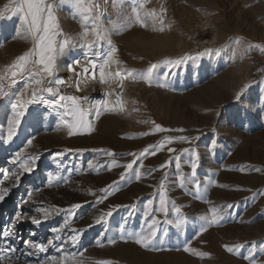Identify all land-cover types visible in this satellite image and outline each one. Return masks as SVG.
Returning <instances> with one entry per match:
<instances>
[{"label":"rangeland","instance_id":"rangeland-1","mask_svg":"<svg viewBox=\"0 0 264 264\" xmlns=\"http://www.w3.org/2000/svg\"><path fill=\"white\" fill-rule=\"evenodd\" d=\"M8 3L0 0V9ZM119 3L101 0L105 27L111 26L110 18L122 21L114 7ZM162 7L166 9L163 31L158 30V15L155 31L149 20L147 27L134 24L111 33L118 49L116 58L122 62L119 66L137 73L153 64L157 68L151 85L142 79H127L124 111L97 103L95 115L87 117L90 130L69 136L63 119L70 118L53 108L48 113L47 107L40 114L36 107L41 103H35L26 106L15 136L5 142L13 115L11 104L27 76L17 78L8 88L10 95L0 96V188L10 189L0 202V249L8 242L18 249L5 264H49L51 256L64 255L74 257L68 264L101 260L112 264H250L244 257L253 253L256 264H264V51L255 47L264 46V0H148L145 4L158 14ZM123 9L130 12L128 3ZM56 14L63 33L73 38L71 45L103 63L107 43L91 51L81 47V22L73 18L71 6L59 7ZM205 22L214 25L212 41L197 32V26ZM20 33L19 15L8 13L0 18V73L33 47L31 38ZM185 56L193 59L179 65L166 63ZM116 67L113 63L107 71L114 72ZM31 91L23 99H30ZM157 124L170 131H155ZM181 136L189 139H173L155 155L150 149L139 157L165 137ZM22 149L25 156H38L37 167L13 187V173L18 169L11 160ZM193 154L198 157L199 195L192 183L184 187L179 183L181 173L191 179ZM134 159L133 171L120 180ZM113 161L118 166H112ZM135 171H140V180L135 179ZM49 173L61 179L49 185ZM161 181L167 188L168 214L154 213L160 221L157 237L145 248L135 243L134 234L148 227L151 218L144 215L148 201H153V209L159 207ZM109 185L113 187L101 202L105 195L101 190ZM29 192L33 193L31 200ZM77 203L82 207L72 211L69 226L53 233V228L63 227L68 209ZM229 204L233 207L228 208ZM52 206L59 210H53L40 225L31 223L34 217L42 219L37 208ZM213 208L224 217L218 224L201 219L210 218ZM108 211L112 215L96 223ZM177 219H183L179 227ZM201 227L207 230L201 232ZM73 229L80 233L75 244L70 241ZM25 241L43 244L48 250L28 256ZM224 245L240 247L229 253ZM185 247L192 251L185 252Z\"/></svg>","mask_w":264,"mask_h":264},{"label":"snow or ice","instance_id":"snow-or-ice-1","mask_svg":"<svg viewBox=\"0 0 264 264\" xmlns=\"http://www.w3.org/2000/svg\"><path fill=\"white\" fill-rule=\"evenodd\" d=\"M104 3H107L108 0H103ZM148 0H120L118 5L114 4V7L118 10V16H122L123 19L112 21L109 19L110 27H105L103 24V15L105 9L101 6V0H9V3L6 4L2 9H0V18H4L6 14L10 13L11 15H19L23 37H30L33 42V47L28 51L18 56L11 65L7 66L5 72L0 73V96L7 95L5 91L6 88H11L14 84L17 83V78L24 79L27 76V83H25L23 90L16 94L15 100L11 104L12 108V118L8 121L7 127V137L5 142H9L13 139L16 134V130L20 126L21 118L25 115L26 106L29 104L43 103L47 106L55 109H64L63 116L70 119H63V123L69 128V136L80 133L83 130H90L91 124L88 122V115L90 113V108L85 107V104L82 102H87L89 97H76L73 95L61 94V86L66 84V81L58 77V73L62 66H66L69 72H74L76 79L73 81V84L79 90L81 79L91 76L94 80L96 79V71H99V81L100 83H108L109 79L119 82V86L123 89V82L132 77L133 79H142L145 82H148L151 85L153 80V72L157 68L156 64L151 65L146 72L137 73L133 69H122L118 68L116 72L107 71L108 67L115 63L118 66L122 63L116 58V53L118 52L117 47L113 44L111 39V33L113 31L119 32L123 27H131L134 24H139L141 27H147L149 20L153 21V31L157 30L155 25V18L159 15V24L160 27L158 30H164V20L163 14L166 12V9L163 7L158 14L154 9L148 10L145 8V4ZM125 3H128L130 12H126L123 9ZM63 5H70L72 9L73 18H79L81 22L82 32L79 34V39L82 41L80 45L83 48L88 49L89 51L93 50L95 45L102 44L104 42L108 45V51L106 58L103 63L98 64L96 58L88 56V53L85 52V59L88 66L83 68L82 72H76L74 65H80V60H74L72 63L62 65L63 57L65 56L66 50L73 42V38L66 36L63 33V30L60 28L58 16L56 11L59 7ZM58 37H63L58 39ZM255 47L261 48V51H264V46L255 45ZM202 55V54H200ZM193 59V57L185 56L176 61H166V63L179 65L185 60ZM7 82V83H6ZM163 87L164 85H160ZM31 89V98L23 99L27 91ZM47 94V97L45 96ZM105 95H113L112 92L105 93ZM51 97V98H48ZM115 103L113 108H118L121 112L125 110L124 105L125 101L122 100V91L115 93ZM239 98V97H237ZM112 103L111 101H103L100 107L108 109V105ZM112 110V109H108ZM99 110H97L96 115L99 116ZM155 131L164 132L170 131L168 129L162 128L160 125H155ZM175 131H184V129H175ZM173 139H179L187 141L188 137H165L156 146H149L145 148L140 154L139 157H143L146 154H149L150 149L152 155L156 154L157 150L163 149L165 143H171ZM33 143L32 139L27 141V145L31 146ZM169 152L175 151V149L169 148ZM187 152L188 150L185 149ZM107 155L114 156V153L108 152ZM130 155L136 156L135 153ZM137 157V159L139 158ZM177 164L176 167L179 170L180 157L176 158ZM38 156L36 155H27L25 156L24 150L17 152L12 158L11 163L17 166L18 171L13 173L15 176V182L13 187L18 186L21 177L24 174L32 173L37 167ZM198 157L193 154L191 159V179L189 180L184 176L183 173L179 176V183L181 187H184L186 183H192L195 188L197 195L201 192V183L196 179L197 167H198ZM137 163V160L134 159L131 163H128L125 166V171L121 173L120 180H125L126 176L130 171H133V166ZM167 163V162H166ZM112 166L116 165V162L113 161ZM162 165L161 167H165ZM89 167H93L90 163ZM144 165L140 164L139 168H143ZM135 179H141L140 171L134 172ZM7 178V177H5ZM166 178V177H165ZM61 179L60 176L49 173L48 182L49 185L53 181ZM113 187L109 185L108 188L102 189L105 193L103 197L100 198L102 202L103 199L107 198L108 191ZM10 189L8 187L0 188V202H3L8 196ZM33 193L29 192L28 197L31 200ZM28 201H25L27 203ZM168 203L167 198V188L163 181L159 185V207L153 209L151 206L153 204L152 200L148 201V204L145 209V217H150V222L145 231L134 234L135 243L141 245L142 247L148 248L152 245L153 240L157 237L158 226L160 224L159 219L155 216V212L163 213L165 216L168 214ZM81 204H72L69 212V218L65 220L63 227H56L52 229L53 233L59 234L64 230V228L69 226V223L72 216V211L75 209L81 208ZM228 208H232L233 205H227ZM53 210H59L56 206H52V209L46 208H37L36 211L41 214L42 219L32 218L31 223L34 225H40L43 221L47 220L51 215ZM176 212L179 213L180 209L177 208ZM211 217H201L202 220H206L209 224H218L224 217L220 214V210L213 208L211 210ZM112 215L111 211H108L102 214L97 220L96 223H102L106 220L107 217ZM183 219H177L175 221L176 226L179 227ZM206 227H201L200 231H206ZM10 235L6 233V236ZM80 233L78 230L73 229V234L70 236V241L75 244L79 241ZM57 238L59 236L57 235ZM25 246L30 251H27L26 255L32 256L36 252H46L48 249L43 244L33 243L31 241H25ZM109 243L114 244V240H110ZM102 246V245H101ZM236 247L240 246H229L224 245V248L227 252L232 253ZM18 249L11 243L8 242L5 247L0 249V264H5L6 260H11L14 254ZM60 251V249H58ZM185 252H191L192 249L189 247L184 248ZM80 255H83L81 253ZM201 256L206 255L200 253ZM74 257L69 255H64L61 257L51 256L49 258V264H68V261ZM246 260H250V264H256L255 253L251 256L244 257ZM97 264H112L111 261L101 260Z\"/></svg>","mask_w":264,"mask_h":264},{"label":"bare ground","instance_id":"bare-ground-1","mask_svg":"<svg viewBox=\"0 0 264 264\" xmlns=\"http://www.w3.org/2000/svg\"><path fill=\"white\" fill-rule=\"evenodd\" d=\"M156 19H158V17H156ZM202 24L197 26V29H198L197 32L201 33L202 36H204L205 34H206V36H210L209 39H211V41H212L214 39V33H215V32H213V26L214 25L212 26L211 24H208V22L207 23L205 22L203 25ZM207 27H208V29H205ZM84 54H85V52H83L79 48L75 47L74 45H70L69 48L66 50L65 56L63 57L62 65L72 63L74 60H80L81 64L80 65H74V67L76 69V72H82L83 68L85 66L90 67L89 65H87ZM88 56L92 57V58H97L96 56H91V55H88ZM118 68L133 69L134 70V68H131V67L118 66L115 68L114 72H116L118 70ZM58 77L66 81L65 85H68V88H69L71 95L76 96V97H84V96L89 97V100L87 102H82V103L85 104V107L90 108L89 115L92 117H93V115H95L94 114V107L97 103H102L103 101L107 100V101L112 102L109 105H111L113 107V105L115 103V99H116V97H115L116 92L122 91V100L125 101V99H126V94H127L126 92H127V88H128V86H127L128 80L127 79L123 82V89L120 88L118 81H114L112 79H109L108 83L102 84L99 81V71L97 70L96 71V79L93 80L91 78V76L82 78L81 83H80V88H79V90H77V88L73 84V81L76 79V75L74 72H69L67 70L66 66H62L60 68V71L58 73ZM108 92H112L113 95H110V96L105 95V93H108ZM48 98H50V97H48ZM40 106H41L40 108L36 107V111L39 110L40 114H42V113L44 114L46 107L49 108L48 113L52 112V110H51L52 107L47 106V105L45 106V104L43 105V103H41ZM114 109H118V108H114ZM57 111L64 113L65 110L64 109H57Z\"/></svg>","mask_w":264,"mask_h":264},{"label":"built area","instance_id":"built-area-1","mask_svg":"<svg viewBox=\"0 0 264 264\" xmlns=\"http://www.w3.org/2000/svg\"><path fill=\"white\" fill-rule=\"evenodd\" d=\"M5 91L7 92L6 96L11 94V90H9L8 88ZM60 91H61V94L71 95L70 91H69V88H68V85L61 86Z\"/></svg>","mask_w":264,"mask_h":264}]
</instances>
